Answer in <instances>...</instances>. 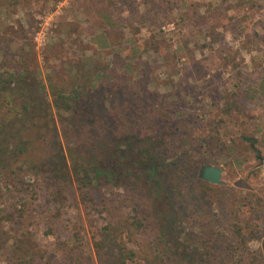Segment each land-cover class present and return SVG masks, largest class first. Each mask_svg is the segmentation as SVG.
I'll list each match as a JSON object with an SVG mask.
<instances>
[{"label": "rangeland", "instance_id": "rangeland-1", "mask_svg": "<svg viewBox=\"0 0 264 264\" xmlns=\"http://www.w3.org/2000/svg\"><path fill=\"white\" fill-rule=\"evenodd\" d=\"M20 44L33 50L30 68L44 85L52 70L81 60L82 74L101 72L93 88L114 71L143 92L142 104L149 98L171 115L160 127L158 155L171 174L157 199L169 250L159 255L173 264H264V0H25L0 13L3 69L15 67ZM200 161L222 170L220 185L198 180ZM43 181V173L0 177V264H15L12 246L25 232L34 264H61L57 244L72 232L99 264L91 235L102 217L80 202L75 185L52 194ZM137 192L120 185L89 194L104 203L129 197L139 207ZM247 223L257 231L247 245L255 260L236 247Z\"/></svg>", "mask_w": 264, "mask_h": 264}, {"label": "trees", "instance_id": "trees-1", "mask_svg": "<svg viewBox=\"0 0 264 264\" xmlns=\"http://www.w3.org/2000/svg\"><path fill=\"white\" fill-rule=\"evenodd\" d=\"M22 1L0 0V13L18 7ZM24 49L20 44V59L13 61L15 67L3 69L9 64L5 61L0 65V177L43 173V182L53 188L52 194L75 185L80 202L102 217V225L91 235L99 264H133L136 260L143 264H173L172 259L167 261L164 254L157 253L160 247L168 250L166 229L161 223L166 215L157 199L168 188L171 174L158 155L160 127L171 121V115L151 106L149 98L142 104L138 95L143 100V92H131L125 76L114 71L109 81L93 88L91 81L101 72L82 74L81 60L67 62V69L52 70L44 85L38 80V69L30 68V63H36L33 50L25 54ZM46 90L45 97L42 93ZM114 94L122 97L121 101L110 100ZM243 140L262 161L255 140ZM203 166L200 161L195 167L201 170ZM180 174L184 175L182 170ZM198 180L208 184L199 176ZM120 185L138 191L139 207L129 197L104 203L89 194L91 190L101 192ZM30 189L23 188V192L27 194ZM27 205L22 204L16 212L22 214ZM249 226L247 223L246 234L237 231L236 247L242 250V257L255 260L257 253L249 251L247 245L257 239V231ZM22 238L24 241L13 243L11 259L15 264H34L30 237L25 232ZM57 250L64 258L61 264H95L77 232L58 243ZM193 264L201 263L195 260Z\"/></svg>", "mask_w": 264, "mask_h": 264}, {"label": "water", "instance_id": "water-1", "mask_svg": "<svg viewBox=\"0 0 264 264\" xmlns=\"http://www.w3.org/2000/svg\"><path fill=\"white\" fill-rule=\"evenodd\" d=\"M222 170L213 165L204 166L199 173V177L204 182H207L210 185H220L221 182Z\"/></svg>", "mask_w": 264, "mask_h": 264}]
</instances>
